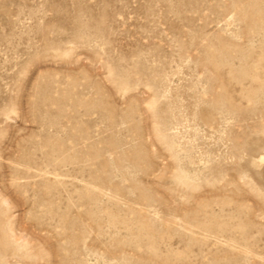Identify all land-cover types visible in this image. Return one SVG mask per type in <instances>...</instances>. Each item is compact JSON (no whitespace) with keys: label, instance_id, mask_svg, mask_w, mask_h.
Segmentation results:
<instances>
[{"label":"rangeland","instance_id":"rangeland-1","mask_svg":"<svg viewBox=\"0 0 264 264\" xmlns=\"http://www.w3.org/2000/svg\"><path fill=\"white\" fill-rule=\"evenodd\" d=\"M0 264H264V0H0Z\"/></svg>","mask_w":264,"mask_h":264}]
</instances>
